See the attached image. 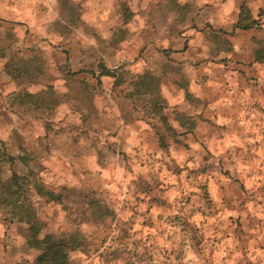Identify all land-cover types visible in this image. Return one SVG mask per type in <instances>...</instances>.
<instances>
[{
	"label": "rangeland",
	"instance_id": "374dc122",
	"mask_svg": "<svg viewBox=\"0 0 264 264\" xmlns=\"http://www.w3.org/2000/svg\"><path fill=\"white\" fill-rule=\"evenodd\" d=\"M262 46L264 0H0V264L36 263L17 211L67 264H264V180L187 134Z\"/></svg>",
	"mask_w": 264,
	"mask_h": 264
},
{
	"label": "crops",
	"instance_id": "0c3cea01",
	"mask_svg": "<svg viewBox=\"0 0 264 264\" xmlns=\"http://www.w3.org/2000/svg\"><path fill=\"white\" fill-rule=\"evenodd\" d=\"M251 72L253 80L242 76V73L233 72L228 76L230 81L226 79L214 82L208 78L207 83H204V88L207 89L200 98L203 110L196 112L203 114L204 123L212 121L217 126L208 134L193 125L188 127L187 134L194 139L193 147L197 144L196 140H204L217 164L225 165L233 161L237 170L251 167V177L242 176V173L239 175L251 187L254 184L256 190L257 185L264 180L263 176L254 174L255 168L264 167V62L255 60ZM213 83L219 85L216 91L213 88L214 95L211 91ZM181 101H184L182 96ZM178 129L179 126L176 131ZM199 135H204V139ZM232 151L238 153L231 155ZM242 151L244 154L240 158Z\"/></svg>",
	"mask_w": 264,
	"mask_h": 264
},
{
	"label": "trees",
	"instance_id": "16d2710c",
	"mask_svg": "<svg viewBox=\"0 0 264 264\" xmlns=\"http://www.w3.org/2000/svg\"><path fill=\"white\" fill-rule=\"evenodd\" d=\"M124 10L127 11V7H125ZM241 11H244L243 14L241 13ZM241 11L239 12L240 14L236 25L243 29H247L253 26V23L255 21L252 19L250 10L246 9L245 7L243 8L242 6ZM125 13L127 14V12ZM255 60L264 61V46H262V48L259 47L255 50ZM100 71L101 74L111 75V70L105 68V66H102ZM16 213L19 221H26L30 225V234L27 238V242L31 247L38 251V254L35 258V264L68 263L69 252L67 247L69 246V243L74 242L71 236H69L68 238H55L50 234H44L42 237H40L39 233L41 229L39 223L36 222L34 218L33 220L32 218H29L30 214H27L25 217V214L23 212L17 211Z\"/></svg>",
	"mask_w": 264,
	"mask_h": 264
}]
</instances>
